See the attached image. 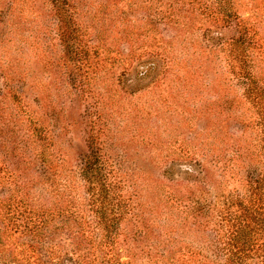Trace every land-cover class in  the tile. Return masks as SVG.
Returning a JSON list of instances; mask_svg holds the SVG:
<instances>
[{
  "label": "rangeland",
  "instance_id": "obj_1",
  "mask_svg": "<svg viewBox=\"0 0 264 264\" xmlns=\"http://www.w3.org/2000/svg\"><path fill=\"white\" fill-rule=\"evenodd\" d=\"M238 36L264 78V0H0V264L169 261L166 229H150L145 211L120 221L114 247L95 239L79 174L91 146L147 184L139 200L191 195L162 172L211 150V184L244 192L219 166L238 147L246 169L259 160L246 155L252 112L220 46Z\"/></svg>",
  "mask_w": 264,
  "mask_h": 264
},
{
  "label": "trees",
  "instance_id": "obj_2",
  "mask_svg": "<svg viewBox=\"0 0 264 264\" xmlns=\"http://www.w3.org/2000/svg\"><path fill=\"white\" fill-rule=\"evenodd\" d=\"M52 1L60 6L61 0ZM70 23L77 27L72 19ZM73 39L72 52L78 54L81 47L76 41L77 37ZM249 42V38L247 40L242 36L220 41V46H229L226 65L237 84L242 85L238 103H247L246 110L252 112L243 121L256 133L246 155L250 154L259 160L246 169L245 155L238 147L231 150L235 153L234 158L228 159L231 164L220 160L219 166L228 171L229 180L233 179L245 191H234L238 190L235 186L233 192L229 190L225 193L222 188L228 183L223 185L222 181H218L217 185L211 184L205 164L216 167L218 157L215 150H211L210 155H200L203 162L191 158L189 161L193 164L188 165L183 172L171 168L162 172L167 179L181 177L188 181L192 187L191 195L176 196L175 193L166 192L149 200H139L136 186L139 189L141 185L147 184L137 183L133 173L122 175V168L111 165L103 159L104 154L99 148L91 146L89 156L79 168V174L86 193L82 203L91 215L87 222L93 223L90 224L101 231L95 239H99L102 234L103 240L106 239L110 247H114L118 241L120 221L127 215L145 211L148 213L150 229H166L169 260L166 264H264V78L258 76L254 65L247 64L249 54L246 45ZM211 139L213 145H219L218 137L211 136ZM206 157L209 159L206 160ZM135 175L138 176L137 173ZM127 180L133 181L135 185L127 186ZM199 182L204 185V190L197 189ZM74 211L70 213L76 217L77 210ZM138 234H141V230ZM101 259H104L103 264L130 263L112 259L108 252H104Z\"/></svg>",
  "mask_w": 264,
  "mask_h": 264
}]
</instances>
